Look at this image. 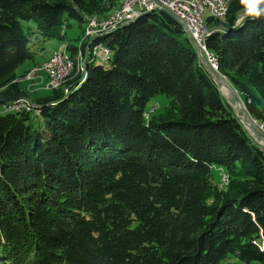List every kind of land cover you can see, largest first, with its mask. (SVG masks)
I'll return each instance as SVG.
<instances>
[{"label":"trees","instance_id":"trees-1","mask_svg":"<svg viewBox=\"0 0 264 264\" xmlns=\"http://www.w3.org/2000/svg\"><path fill=\"white\" fill-rule=\"evenodd\" d=\"M108 1L0 0V264H264V151L169 13L101 35L108 60L58 90L11 83L33 58L22 24L83 34ZM250 3L205 19V46L264 124V2ZM158 95L169 105L148 112ZM18 99L34 112L7 113ZM214 167L242 184L218 190Z\"/></svg>","mask_w":264,"mask_h":264},{"label":"rangeland","instance_id":"rangeland-1","mask_svg":"<svg viewBox=\"0 0 264 264\" xmlns=\"http://www.w3.org/2000/svg\"><path fill=\"white\" fill-rule=\"evenodd\" d=\"M179 1H188V0H179ZM125 3H126V0L108 1L100 9L101 11L99 13H95L92 15H85L84 16L85 20H84V23L82 25L83 26L82 28H85L83 34L81 32L82 30L80 29L81 25L75 21H72V20L69 22L67 27H64V28L60 29L59 31H57L55 33V37L53 39L48 38V37H44V35L40 31H38L37 28L31 23L22 24L23 34L26 38L27 45L29 48L28 50H30L33 58L26 61L23 65H21L20 67H18V69H16L13 81L11 83L15 84V83H21L22 82V83L30 85V86L32 85V83H38V82L40 84H43L41 79H39L38 82L32 81V83H30L29 80H32L30 75L33 74V71L35 68H37V69L45 68V65H44L45 63L42 65H40V64L43 63L45 60H46L45 62H49L52 59V54H53L52 52L53 51L58 52L57 51L58 48L59 49L64 48V52L67 55H69L67 52L66 46L61 47V45L65 44V43H71L72 46H74V47L78 46V49H81L82 46L89 49L91 46H93L95 44L96 45L99 44L108 50V48L101 41L100 42L95 41L94 44L93 43L89 44V42H87V41H89L88 39H90L91 35H92L91 29H95L94 27H97V25L102 27V25H105V24H106V28L112 27L113 24H110L109 22H113L112 21L113 16L116 15V12ZM116 4H119V7L116 6ZM102 11L106 12V13L102 14ZM209 16H210V11L208 8H206L204 14L202 15L204 21ZM99 29L100 28H98V27L96 28L97 31ZM105 33L106 32H104L102 34H105ZM60 35H65V38H66L65 41L66 42H63V41L61 42V41L57 40V39H59L58 37H60ZM106 35H108V34H106ZM89 36H90V38H89ZM104 48L97 50L96 57H98V58L95 59L97 63H101L100 58L102 59V61L105 62L107 57H108L104 53L106 51V49H104ZM197 52H198L199 58H200V55L203 57V61L200 59L201 62L203 64H205V66L207 68L213 69L214 72L218 74V69L216 70L212 66L213 64L211 63V61L200 51H197ZM109 53H110V51H109ZM84 54H85V52H84ZM85 57L87 58V60H89V59L92 60L91 56L87 57V55H86ZM35 66H37V67H35ZM218 76L220 77L221 81H216V83L218 84V87L221 91V94H222L224 100L226 101V103L233 109L232 111H234L236 117L239 119V122H242V119L243 120L245 119V121H246L245 123L250 124V126H252L255 129V131L258 132L259 136H261L264 139V128H263L264 124H260L257 121H255L254 119H252L248 110H246L247 107L243 101V97H241V94H238V92L236 90H234L232 88V86L229 84V82L226 79L222 78L220 76V74H218ZM42 77L43 78L45 77V79L48 77L50 80V77L46 74H43ZM31 94H29V97L34 99V97H37L39 95H43V92L40 91V92H37V94H34V95H31ZM46 95H47V93H46ZM18 100H20V99H18ZM29 105H30L31 109H26L25 112L33 113L34 109H33L31 104H29ZM168 105H169V102H168L167 97L164 95H158L148 103L147 111L152 112L154 109L157 108L158 111L163 112ZM5 111L7 113H11V112H16L17 110L13 108V105H10V107L5 108ZM23 111L24 110L18 111V112L20 114ZM249 135L253 139V141L259 146V148L264 151V142L260 141L258 139V137L253 136V133H251V132H249ZM232 178H233V181H231ZM232 178H231L230 174L228 172H226L224 169L216 168V167L212 168V181H213L214 186H216L218 188V190H222L223 192L227 193L233 184L234 185L235 184H242V182H243L239 178H237V180L233 176H232ZM231 182H232V184H231ZM226 264H243V263H240L239 261L230 260V261H227ZM251 264H260V263L253 262Z\"/></svg>","mask_w":264,"mask_h":264},{"label":"built area","instance_id":"built-area-1","mask_svg":"<svg viewBox=\"0 0 264 264\" xmlns=\"http://www.w3.org/2000/svg\"><path fill=\"white\" fill-rule=\"evenodd\" d=\"M212 3L214 5V8L216 9V12L219 14H223V5H225V1L214 0V2ZM147 8H155L158 11H165L169 13L171 16H173L182 25L183 28H190V30L193 32V39L191 40H195V42H197V45L199 46H200V37L202 36V33L209 31L208 28H206V26L201 24L200 8L198 7L197 2H195V9H188L182 5L163 4L160 1H154V0H132L127 3L125 8L118 10L116 12V15L113 16L112 18L113 22H109V23L114 24L117 22H125L129 18L135 17L138 11L145 10ZM97 27L100 29H104L106 28V24L102 25V27L97 25ZM97 27H94L95 29H91L92 31L91 34L99 31L96 30ZM103 48L104 47L101 46L98 49H96V51H94L95 56L97 55V50ZM57 51L58 52H53L52 59L50 62H47L46 68H39L33 71L32 81L39 80V75H43V74L55 75V82L47 83L46 85L47 89L49 90L60 89V74L65 72L64 62H70V60H64V48H60ZM104 53L106 56H108L106 59L108 60L110 56L109 51L106 49ZM205 56L213 64L212 56L210 55H205ZM34 84L35 83H32L31 86H33ZM31 86L29 85V87ZM28 104H30V102H28L25 99H22V106H18V108H14V109H16L17 110L16 112H18L20 111V109H26Z\"/></svg>","mask_w":264,"mask_h":264},{"label":"bare ground","instance_id":"bare-ground-1","mask_svg":"<svg viewBox=\"0 0 264 264\" xmlns=\"http://www.w3.org/2000/svg\"><path fill=\"white\" fill-rule=\"evenodd\" d=\"M130 1H132V0H126V3L123 4L119 10H121L122 8H125L127 3L130 2ZM154 1H160L163 4H169V5H182V6L186 7V8H188V9H195V2H197L198 7L200 8L201 24L204 25V26H206V25H205V21H204L202 15L204 14L206 8L209 9L210 16L215 17V18H224V17H226V15H227V13L229 11V7H230V0H222V1H225V5H223V14H219V13L216 12V9L214 8V5L212 3V2H214V0H188V1L154 0ZM152 11H158V10L155 9V8H147L145 10L138 11L137 15L135 17L129 18L125 22H129V21H132V20L136 19L137 17L140 16V14L142 12H152ZM125 22H117V23H114L112 25V27H110V28H104V29H101V30L99 29L98 32L93 33L91 35V38L89 36L90 39H88L89 41H87V42H89V44L90 43L94 44L95 41H97L96 39L99 38L102 33H104V32H106V33L112 32L113 30L117 29L119 26H121ZM206 28H207V26H206ZM184 31H185V33L187 34V36L189 37L190 40L193 39V32L190 30V28H184ZM208 35H209V31H206V32H203L202 36L200 37V46L202 48L199 45H197V42H195V40H191V42L193 43V45L195 46L197 51H200L201 53H203L205 55L212 56L213 67L217 70L218 67H217V64H216V60L213 57V55L208 52V50L206 49V46H205V40H206ZM98 45L99 44H97V45L95 44V45L91 46L89 49L86 48V47H84V50H83V48L78 49V53H76L75 57H73V58H72V56L67 55L64 52V60H70V62H64V71L65 72L60 74V88H62V86L65 85L68 80H70V79H72L74 77L73 73L76 72V70L78 71L79 75L86 71V62L88 60H87V58L85 56L86 55H87V57L88 56H91V57L95 56V52L94 51H96V49H98L100 46H102V45H99V46ZM84 52H85L86 55L84 54ZM44 65H45V68H46L47 67V62H45ZM34 70H37V68H35ZM30 76H31V79H33V74L30 75ZM42 76L43 75H39V79H42L43 78ZM48 76L50 77V80L47 81V83L55 82V75H48ZM43 79H42V82H44ZM29 81H30V83H32V80H29ZM12 105H13V108H18V106H22V99L15 101ZM26 109H31L29 104L27 105ZM26 109H20V111L26 110Z\"/></svg>","mask_w":264,"mask_h":264},{"label":"water","instance_id":"water-1","mask_svg":"<svg viewBox=\"0 0 264 264\" xmlns=\"http://www.w3.org/2000/svg\"><path fill=\"white\" fill-rule=\"evenodd\" d=\"M200 59L203 61V57H202L201 55H200ZM208 70H209V73L211 74V76L214 78L215 81H221V80H220V77L218 76L217 73L214 72L213 69L208 68ZM83 75L85 76V72L82 73V74H80L81 77H82ZM84 79H85V77H84ZM64 92H65L66 95H68V94L71 92L70 86H69L68 88H65V91H64ZM30 104L32 105L33 108L36 107V106H34L35 104H33V103H30ZM245 122H246L245 119H244V120L242 119V122H240V123H242V125L244 126V128H245L248 132L253 133V136L258 137V139H259L260 141L264 142V139H263L261 136H259L258 132L255 131V129H254L252 126H250V124H247V123H245Z\"/></svg>","mask_w":264,"mask_h":264},{"label":"snow or ice","instance_id":"snow-or-ice-1","mask_svg":"<svg viewBox=\"0 0 264 264\" xmlns=\"http://www.w3.org/2000/svg\"><path fill=\"white\" fill-rule=\"evenodd\" d=\"M256 2H257V0H251L250 9L255 10Z\"/></svg>","mask_w":264,"mask_h":264},{"label":"clouds","instance_id":"clouds-1","mask_svg":"<svg viewBox=\"0 0 264 264\" xmlns=\"http://www.w3.org/2000/svg\"><path fill=\"white\" fill-rule=\"evenodd\" d=\"M261 2H264V0H257L256 4L261 3ZM259 14H260V12L257 11V12H256V15H259Z\"/></svg>","mask_w":264,"mask_h":264}]
</instances>
